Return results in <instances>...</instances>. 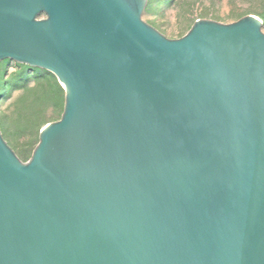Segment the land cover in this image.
I'll return each mask as SVG.
<instances>
[{
  "label": "water",
  "instance_id": "95a60500",
  "mask_svg": "<svg viewBox=\"0 0 264 264\" xmlns=\"http://www.w3.org/2000/svg\"><path fill=\"white\" fill-rule=\"evenodd\" d=\"M148 0H0V62L51 73L24 162L0 130V264H264V31Z\"/></svg>",
  "mask_w": 264,
  "mask_h": 264
},
{
  "label": "rangeland",
  "instance_id": "374dc122",
  "mask_svg": "<svg viewBox=\"0 0 264 264\" xmlns=\"http://www.w3.org/2000/svg\"><path fill=\"white\" fill-rule=\"evenodd\" d=\"M255 15L263 22L264 0H148L143 19L170 39L185 36L198 19L233 23ZM65 93L49 72L11 60L0 62V130L27 162L41 128L59 120Z\"/></svg>",
  "mask_w": 264,
  "mask_h": 264
}]
</instances>
